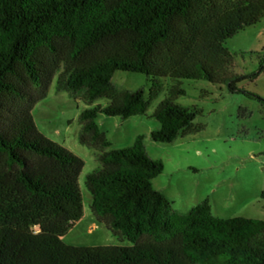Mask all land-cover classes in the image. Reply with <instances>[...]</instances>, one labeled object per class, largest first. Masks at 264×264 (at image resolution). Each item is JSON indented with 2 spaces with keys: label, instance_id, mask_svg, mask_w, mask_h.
Returning <instances> with one entry per match:
<instances>
[{
  "label": "trees",
  "instance_id": "obj_1",
  "mask_svg": "<svg viewBox=\"0 0 264 264\" xmlns=\"http://www.w3.org/2000/svg\"><path fill=\"white\" fill-rule=\"evenodd\" d=\"M264 16V0H0V264H264V220L218 218L207 199L185 214L171 210L152 186L163 171L143 136L108 149L98 112L123 119L146 112L144 91H119L116 70L150 76L149 99L171 80L152 113V140L172 142L195 132L197 115L174 100L182 80L237 84L224 41ZM56 90L85 101L80 142L97 150L99 167L84 184L96 222L130 246H75L62 237L83 216L78 184L83 160L44 136L32 109ZM243 93L264 105V98ZM264 195V192L262 193Z\"/></svg>",
  "mask_w": 264,
  "mask_h": 264
},
{
  "label": "rangeland",
  "instance_id": "obj_2",
  "mask_svg": "<svg viewBox=\"0 0 264 264\" xmlns=\"http://www.w3.org/2000/svg\"><path fill=\"white\" fill-rule=\"evenodd\" d=\"M223 45L233 57L235 74L258 71L264 57V16L226 39ZM54 75L47 96L37 102L32 115L37 129L48 139L79 156L84 166L78 178L83 198V216L62 237L75 246L122 245L131 242L116 236L96 222L90 209L91 196L84 184L88 173L99 167L97 150L80 142V113L96 105L105 106L104 97L85 101L81 92L75 96L56 90ZM153 79L142 73L116 70L111 82L119 91L142 89L149 100L146 112L121 118L98 112L95 122L110 143L108 149L129 147L138 135L143 136L146 155L163 164V171L152 179V186L169 201L171 210L185 214L207 199L218 218L236 216L264 220V105L247 97L243 91L264 98V69L252 80L237 84L230 92L226 84L206 80H182L184 94L174 102L195 110V132L177 136L172 142L152 140L158 128L152 113L168 97L171 80L162 79L161 91L149 99ZM92 228V229H91Z\"/></svg>",
  "mask_w": 264,
  "mask_h": 264
},
{
  "label": "crops",
  "instance_id": "obj_3",
  "mask_svg": "<svg viewBox=\"0 0 264 264\" xmlns=\"http://www.w3.org/2000/svg\"><path fill=\"white\" fill-rule=\"evenodd\" d=\"M92 229V228H91Z\"/></svg>",
  "mask_w": 264,
  "mask_h": 264
}]
</instances>
